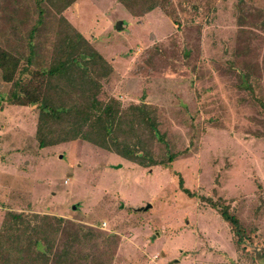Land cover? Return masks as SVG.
<instances>
[{
    "label": "rangeland",
    "instance_id": "rangeland-1",
    "mask_svg": "<svg viewBox=\"0 0 264 264\" xmlns=\"http://www.w3.org/2000/svg\"><path fill=\"white\" fill-rule=\"evenodd\" d=\"M161 4L132 17L116 0H76L60 14L111 69L98 100L153 111L162 141L152 142L151 157L172 155L166 166L139 167L79 139L39 149L35 105H19L10 97L17 88L0 80V239L8 237L1 252L19 264L41 263L30 261L31 248L18 252L23 225L3 231L7 212L29 226H54L55 217L110 234L99 243L105 264H264V0ZM55 9L0 0V47L26 66L21 85L38 81L30 72L51 60ZM235 67L251 74V90L239 86ZM178 179L195 196L182 193ZM200 198L227 206L248 242L236 246L219 206ZM52 235L57 252L68 240Z\"/></svg>",
    "mask_w": 264,
    "mask_h": 264
},
{
    "label": "trees",
    "instance_id": "trees-1",
    "mask_svg": "<svg viewBox=\"0 0 264 264\" xmlns=\"http://www.w3.org/2000/svg\"><path fill=\"white\" fill-rule=\"evenodd\" d=\"M47 5L56 8L59 17L56 45L51 54V60L45 68L30 72L31 77L39 75V80L30 86L20 83L22 73L27 72L26 66L20 68V59L0 47V80L10 83L17 88L16 93H11V98L21 106L36 108V121L34 137L39 149L51 147L76 139L85 141L99 149L110 151L118 157L136 164L139 167L153 165H168L174 157L167 155L165 162H155L151 157V145L154 140L162 141L156 129L153 111L144 104H128L122 108L115 99L106 102L98 100L100 81L111 72L108 64L95 51L93 47L61 16V12L76 0H42ZM132 17H141L144 14L160 7L162 0H116ZM41 11L38 13L40 15ZM40 20L38 21V23ZM36 27L28 33L32 38ZM29 56L33 52L29 45ZM29 56L25 60L27 67L30 64ZM29 59V61H28ZM238 76V84L245 90H251L249 80L251 74L233 68ZM66 96L68 103L65 102ZM179 190L188 197L195 196L182 186L178 179ZM211 208H216L220 219L229 227L235 245L248 242L240 222L233 214L228 212L227 206L213 202L207 198H200ZM23 215L6 213L3 218L4 225L11 223V229L19 231L18 225H23L26 235L23 236L25 245L20 250L26 252V247L31 248L33 257L41 264H79L78 261H87L90 264H105L100 261V244L110 242V234H102L92 228L73 229L64 225L62 218H53L56 225L45 223L44 228L39 225L29 226L23 221ZM35 217V216H33ZM47 231L49 234H47ZM66 236L69 241L61 244L59 250L54 249L52 234ZM18 234V233H17ZM12 239L16 245L20 241L18 235ZM4 236L0 239V264H19L18 259H12L8 254H3ZM85 241L88 242L87 246ZM28 244V245H27ZM77 244V245H76ZM27 245V246H26ZM87 248L86 254L79 249ZM25 248V250H24ZM23 264V263H22ZM26 264H32L27 262Z\"/></svg>",
    "mask_w": 264,
    "mask_h": 264
},
{
    "label": "water",
    "instance_id": "water-1",
    "mask_svg": "<svg viewBox=\"0 0 264 264\" xmlns=\"http://www.w3.org/2000/svg\"><path fill=\"white\" fill-rule=\"evenodd\" d=\"M121 29H122V27H121V21H116L114 23V30L120 31ZM149 208H150V205L146 204L143 208H139L138 211H145V210H147ZM71 209L73 210L74 207H72Z\"/></svg>",
    "mask_w": 264,
    "mask_h": 264
},
{
    "label": "built area",
    "instance_id": "built-area-1",
    "mask_svg": "<svg viewBox=\"0 0 264 264\" xmlns=\"http://www.w3.org/2000/svg\"><path fill=\"white\" fill-rule=\"evenodd\" d=\"M102 226H103V224H102Z\"/></svg>",
    "mask_w": 264,
    "mask_h": 264
}]
</instances>
